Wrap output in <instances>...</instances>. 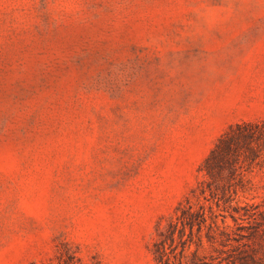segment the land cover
<instances>
[{"label": "rangeland", "instance_id": "374dc122", "mask_svg": "<svg viewBox=\"0 0 264 264\" xmlns=\"http://www.w3.org/2000/svg\"><path fill=\"white\" fill-rule=\"evenodd\" d=\"M262 120L264 0H0V264H154L218 136ZM248 176L208 264H264Z\"/></svg>", "mask_w": 264, "mask_h": 264}, {"label": "trees", "instance_id": "16d2710c", "mask_svg": "<svg viewBox=\"0 0 264 264\" xmlns=\"http://www.w3.org/2000/svg\"><path fill=\"white\" fill-rule=\"evenodd\" d=\"M262 166H264V120L230 124L218 136L200 165L205 178L191 189L190 195L178 203L166 227L156 228L157 237L152 243L154 264H184L185 251L189 249L194 236L197 238V248L191 251L194 259L189 264H208L196 253L202 244V228L206 227L207 240L213 243L228 227L222 211L231 208L238 214L239 209L244 208L245 213L242 215H246V218L254 215L248 207H256L258 204H249L245 201L241 206L236 197L239 192L246 193L252 190L253 182L248 174L255 167ZM200 198L203 199L202 203ZM194 199L196 203L193 202ZM229 215L235 222L237 221L234 214L229 213ZM219 217H221L220 224ZM186 230L188 233L185 238ZM176 232L182 245L177 253L175 252L177 245L174 243ZM29 264L38 263L30 262ZM57 264H62L61 255H58Z\"/></svg>", "mask_w": 264, "mask_h": 264}]
</instances>
